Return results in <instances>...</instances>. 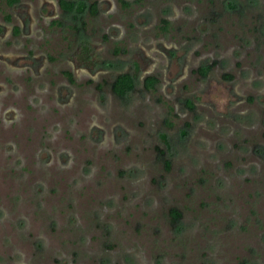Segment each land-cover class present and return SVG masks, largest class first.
Segmentation results:
<instances>
[{"label":"rangeland","instance_id":"374dc122","mask_svg":"<svg viewBox=\"0 0 264 264\" xmlns=\"http://www.w3.org/2000/svg\"><path fill=\"white\" fill-rule=\"evenodd\" d=\"M92 1L0 0V264H264V0Z\"/></svg>","mask_w":264,"mask_h":264},{"label":"trees","instance_id":"16d2710c","mask_svg":"<svg viewBox=\"0 0 264 264\" xmlns=\"http://www.w3.org/2000/svg\"><path fill=\"white\" fill-rule=\"evenodd\" d=\"M9 5H13L17 2V0H5ZM87 0H78V1H71V0H58L59 6L61 10L67 14L72 15L74 19H79L80 15L83 14L84 10H86V7L89 8L90 13L92 15H95L97 13V3L96 1H92L89 5L86 4ZM9 18V16L7 17ZM81 25H84V20H80ZM163 22L166 24L167 21L163 20ZM208 68H201L200 71L204 74L206 73ZM64 74L69 78L70 81H73V76L71 72L64 71ZM144 87L147 90H152L155 87V84L157 83V78L154 76H148L144 80ZM134 88V79L133 77L128 73H122L118 75L114 81L111 83V90L118 96L122 97L127 95L132 89ZM187 104L191 105L189 101H187Z\"/></svg>","mask_w":264,"mask_h":264},{"label":"flooded vegetation","instance_id":"af4514ba","mask_svg":"<svg viewBox=\"0 0 264 264\" xmlns=\"http://www.w3.org/2000/svg\"><path fill=\"white\" fill-rule=\"evenodd\" d=\"M59 4V3H58ZM67 77V76H66ZM68 78V77H67ZM69 79V78H68ZM73 81H74V79H73ZM73 81H71V82H73Z\"/></svg>","mask_w":264,"mask_h":264}]
</instances>
